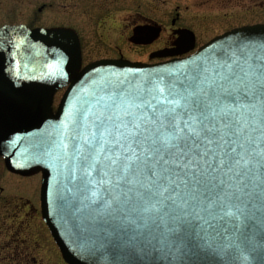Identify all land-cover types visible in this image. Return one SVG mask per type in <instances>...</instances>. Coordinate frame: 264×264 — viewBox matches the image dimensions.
I'll return each instance as SVG.
<instances>
[{
	"label": "snow or ice",
	"instance_id": "1",
	"mask_svg": "<svg viewBox=\"0 0 264 264\" xmlns=\"http://www.w3.org/2000/svg\"><path fill=\"white\" fill-rule=\"evenodd\" d=\"M65 140L111 264H264V36L109 91Z\"/></svg>",
	"mask_w": 264,
	"mask_h": 264
},
{
	"label": "water",
	"instance_id": "2",
	"mask_svg": "<svg viewBox=\"0 0 264 264\" xmlns=\"http://www.w3.org/2000/svg\"><path fill=\"white\" fill-rule=\"evenodd\" d=\"M158 34L159 29L153 38ZM260 36H264V24L236 28L183 56L195 47L193 33L183 30L176 48L153 55L169 57L166 61L97 60L82 66L74 30L0 27V158L10 172L40 175L42 218L66 264H111L112 259L103 246L101 225L93 220L94 205L80 160L71 141L65 140L84 110H94L95 102L109 91L168 78L220 47L242 37ZM62 89L65 92L54 111L55 96ZM62 143L69 148L63 149ZM119 264L132 261L124 257Z\"/></svg>",
	"mask_w": 264,
	"mask_h": 264
},
{
	"label": "rangeland",
	"instance_id": "3",
	"mask_svg": "<svg viewBox=\"0 0 264 264\" xmlns=\"http://www.w3.org/2000/svg\"><path fill=\"white\" fill-rule=\"evenodd\" d=\"M4 24L73 29L82 42L83 64L114 56V47L128 60L153 62L158 58L151 53L176 45L183 30L194 35L193 52L215 36L264 24V0H0V26ZM147 24L160 27L159 37L149 45H135L133 30ZM61 95H56L55 107ZM6 171L0 159V186L8 188ZM35 180L39 178L29 181ZM47 240L44 264H65Z\"/></svg>",
	"mask_w": 264,
	"mask_h": 264
},
{
	"label": "flooded vegetation",
	"instance_id": "4",
	"mask_svg": "<svg viewBox=\"0 0 264 264\" xmlns=\"http://www.w3.org/2000/svg\"><path fill=\"white\" fill-rule=\"evenodd\" d=\"M156 28L155 25H140L133 30L136 40H133V37H130V40L136 41L141 46L149 45L156 40L153 38ZM80 44L82 48L81 41ZM174 46L175 43L165 48ZM112 50L116 52L114 56L105 58H124L122 49L114 47ZM158 61L162 59L146 63ZM6 173L11 187L0 186V264H44L41 258H45L48 254L47 237L53 243L54 241L41 214L40 179L29 181L38 175L22 176L8 170ZM11 189H14V192Z\"/></svg>",
	"mask_w": 264,
	"mask_h": 264
}]
</instances>
